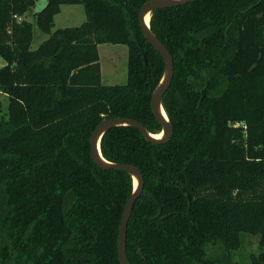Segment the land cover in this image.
I'll return each mask as SVG.
<instances>
[{"label":"trees","instance_id":"16d2710c","mask_svg":"<svg viewBox=\"0 0 264 264\" xmlns=\"http://www.w3.org/2000/svg\"><path fill=\"white\" fill-rule=\"evenodd\" d=\"M144 1L0 0V90L8 96L0 117V264H120L118 226L132 178L96 165L89 137L103 116L160 130L150 92L163 60L138 22ZM37 2L32 21L25 15ZM65 3H82L85 20L52 29ZM34 25L47 36L31 47ZM150 27L173 56L162 97L173 134L156 143L117 125L101 138L106 158L135 163L144 178L127 257L216 264L210 248L235 249L248 232L260 235L248 264H264V0L156 8ZM102 42L127 45L125 83L101 82Z\"/></svg>","mask_w":264,"mask_h":264},{"label":"water","instance_id":"95a60500","mask_svg":"<svg viewBox=\"0 0 264 264\" xmlns=\"http://www.w3.org/2000/svg\"><path fill=\"white\" fill-rule=\"evenodd\" d=\"M193 0H145L138 10V22L144 37L152 44V46L160 53L163 60V70L161 76L155 86L150 92V107L155 118L160 122L161 127L157 132L150 131L144 123L134 117L126 115L117 116H103L93 128L90 140V157L93 162L103 169H120L128 172L132 178V190L124 203L121 218L118 226L117 235V256L120 264H132L126 254V233L128 220L134 205L135 200L141 194L144 178L141 169L135 163L126 161H114L106 158L101 150V138L105 131L117 125H132L140 130L143 136L152 142L161 143L170 139L173 134V124L169 119L168 113L163 106L162 97L166 89L169 87L173 74L174 62L173 56L164 42L156 35L150 27V17L152 10L166 6L182 4ZM149 14V20L146 21L145 17ZM144 62L146 59L144 57ZM204 96V90L198 101V104ZM161 133L160 136L155 134ZM136 180V181H135ZM185 190V187H182ZM187 198L190 202L191 195L187 192ZM161 213V208L158 210V215ZM168 212L163 217L172 214Z\"/></svg>","mask_w":264,"mask_h":264},{"label":"rangeland","instance_id":"374dc122","mask_svg":"<svg viewBox=\"0 0 264 264\" xmlns=\"http://www.w3.org/2000/svg\"><path fill=\"white\" fill-rule=\"evenodd\" d=\"M38 6L37 2L26 13L25 17L34 21L32 13L38 9ZM85 16L82 3L61 4L60 11L54 15L52 29L62 26L77 25L85 20ZM46 35V33L40 31L36 25H34L31 47L39 41L40 37H46ZM98 52L100 56L99 61L102 65L101 82L104 84L125 83L127 79V45L124 43L102 42ZM202 90H204V95L206 94V89L202 88L200 97L202 95ZM7 110L8 96L2 93L0 94V117H6ZM259 238V234L242 232L240 245L237 248L229 251L221 245H214L210 248L208 255L216 259V264H248L250 262L251 253H256L260 250Z\"/></svg>","mask_w":264,"mask_h":264},{"label":"crops","instance_id":"0c3cea01","mask_svg":"<svg viewBox=\"0 0 264 264\" xmlns=\"http://www.w3.org/2000/svg\"><path fill=\"white\" fill-rule=\"evenodd\" d=\"M47 36V35H46ZM45 37H40L39 38V41L33 46V47H36L37 45H38V43L40 42V41H42L43 39H44ZM102 43H99L98 44V50H99V46L101 45ZM99 53V52H98ZM1 58H0V66H2V65H4L5 63H6V60L2 57V56H0ZM99 59H100V56H99ZM99 63H100V71H102V65H101V62L99 61ZM101 77H102V74H101ZM2 93H5V92H3V91H1L0 90V94H2ZM6 94V93H5Z\"/></svg>","mask_w":264,"mask_h":264},{"label":"bare ground","instance_id":"6f19581e","mask_svg":"<svg viewBox=\"0 0 264 264\" xmlns=\"http://www.w3.org/2000/svg\"><path fill=\"white\" fill-rule=\"evenodd\" d=\"M145 19H146V21L148 22V20H149V14L146 15ZM155 135H156V136H160L161 133H157V134H155ZM135 181H136V180H135Z\"/></svg>","mask_w":264,"mask_h":264}]
</instances>
